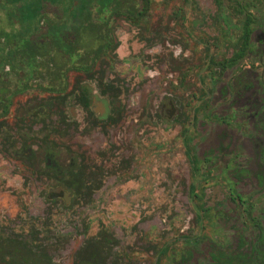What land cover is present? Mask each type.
Masks as SVG:
<instances>
[{
  "label": "rangeland",
  "instance_id": "rangeland-1",
  "mask_svg": "<svg viewBox=\"0 0 264 264\" xmlns=\"http://www.w3.org/2000/svg\"><path fill=\"white\" fill-rule=\"evenodd\" d=\"M221 3L232 16V24L239 26L244 20L237 12L240 2ZM150 8L148 29L117 24L118 47L110 59L97 66L119 90L121 114L115 125L106 129L81 125L69 131L58 128L62 134L49 133L48 139H44L47 128L33 125L30 143L38 151L29 168L22 158H15L10 142L21 146L18 133L25 130H18L20 116L36 111L43 102H52L54 96L32 88L12 97L10 113L0 117V239L22 254L30 252L31 261L75 264L91 243L106 234L116 240L115 244L106 243L104 264H169L184 251L185 237H196L200 204L217 211L218 221L233 217L236 203L229 197L227 183L211 174L204 180L198 165L194 171L181 134L202 103L201 93L207 92L199 79L203 77L212 89L202 101L213 98V110H218L220 84L229 78L215 84L210 79L221 73L212 61H222L234 52L216 23L218 5L215 0H153ZM244 67L245 62L239 71ZM167 98L173 103L171 115L163 105ZM26 124L24 128L30 125ZM190 133L194 137L192 156L201 157L215 147L218 132L211 121L194 124ZM202 134H206L204 140L199 138ZM45 148L56 153L62 167L72 161L73 154L84 160V165L99 167L100 186L90 197L69 199L68 207L62 199H49L50 183L37 171L44 164ZM25 150L30 152L29 147ZM222 222L220 227L227 232L238 227L230 225L234 221ZM213 231L205 221L198 236L204 239L201 242L217 240ZM18 261L10 263H23Z\"/></svg>",
  "mask_w": 264,
  "mask_h": 264
},
{
  "label": "flooded vegetation",
  "instance_id": "flooded-vegetation-1",
  "mask_svg": "<svg viewBox=\"0 0 264 264\" xmlns=\"http://www.w3.org/2000/svg\"><path fill=\"white\" fill-rule=\"evenodd\" d=\"M152 1L0 0V49H6L11 55L0 57V79L6 83V90H0V94L7 96L9 105L5 116L10 113L11 98L32 88L54 96L52 102L38 103L41 106L36 111L20 116L16 123L18 130L25 131L18 133L21 146L14 147L11 141L10 147L15 158L24 160L25 167L32 168L30 162L37 160L34 156L38 148L33 150L30 143L33 125L47 128L44 139H48L49 133L62 134L58 128L69 131L83 125L106 129L118 122L119 90L107 82L105 71H98L97 66L105 58L110 59L118 47L117 24L148 29L152 12L148 8ZM235 1L240 2L237 12L244 16L239 26L232 24V16L223 8L221 0H215L220 34L234 49L222 61L211 60L221 72L210 77L214 84L229 77L220 84L218 110H213V98L202 101L212 89L200 78L201 87L207 92L201 93L202 103L194 109V117L183 126L181 134L194 171L198 165L204 180L211 174L227 183L229 197L236 207L233 217L218 221L217 211L200 204L202 214L198 218L196 237H185L184 251L169 264H264V0H246L249 4ZM102 4L106 8H100ZM14 50L34 51L36 58L31 61L36 65L35 73H29L30 59H15ZM244 62L245 67L239 71ZM228 70L233 71L230 76L221 75ZM163 105L170 115L174 112L170 98ZM189 106L187 102L185 107ZM52 118L55 121L51 122ZM207 121L214 123L218 132L215 147L204 151L201 157L192 156L191 128L194 124L206 125ZM26 123L30 125L24 128ZM199 138L204 140L206 134ZM27 147L30 152L25 150ZM43 150L44 164L37 171L50 183L49 199H62L63 206L68 207L69 199L75 201L73 191L92 193L100 186L99 167L96 170L84 165L77 154L62 167L53 150ZM69 179L74 189L65 185ZM245 180L248 185L243 186ZM205 221L214 227L217 240L213 243H202L204 239L198 237ZM222 221H234L230 225L238 227L227 232L220 227ZM197 238L198 242L191 244Z\"/></svg>",
  "mask_w": 264,
  "mask_h": 264
},
{
  "label": "trees",
  "instance_id": "trees-1",
  "mask_svg": "<svg viewBox=\"0 0 264 264\" xmlns=\"http://www.w3.org/2000/svg\"><path fill=\"white\" fill-rule=\"evenodd\" d=\"M100 8H106V5L102 4L100 5ZM247 38V36H246ZM14 58L15 59H21V60H25V59H30V61L28 62V66L30 68L29 73L33 74L36 71L34 70V68L36 67L35 63L31 60H34L36 58V54L34 53V51L32 50H27V51H21V50H14ZM0 57L2 58H7V57H11L10 54L7 53L6 49H0ZM0 90H6V83L4 80L0 81ZM6 100H8L7 96L5 94H0V117L5 116L8 112H7V106L9 107L8 103L6 102ZM191 161L193 162V158L191 159ZM70 174V172H69ZM69 181V182H68ZM65 185L69 188V189H74V185L72 183H70V179L67 180V182L65 183ZM194 190H195V186L194 184L191 185V192L192 194H194ZM91 192L90 193H86V192H72V195L75 199V201H79V199L81 198H85V197H90L91 196ZM110 236L104 234L102 237V240L99 242H94V244H92V246L90 248H87V252H83V254L79 255L77 257V261L75 264H104V258L105 256L102 255L103 252H105V245L106 243L110 242H114L115 244V239H109ZM20 249L14 248L11 244L7 243L5 240H1L0 239V263L3 264H12V263H16L15 261L19 260L23 263H18V264H40L39 261L37 260H30L29 259V255L28 254H22L20 252ZM163 252L165 251L164 249L162 250ZM87 253V254H86ZM10 257L11 259L7 262L8 257ZM18 261V262H19ZM12 262V263H10Z\"/></svg>",
  "mask_w": 264,
  "mask_h": 264
},
{
  "label": "water",
  "instance_id": "water-1",
  "mask_svg": "<svg viewBox=\"0 0 264 264\" xmlns=\"http://www.w3.org/2000/svg\"><path fill=\"white\" fill-rule=\"evenodd\" d=\"M66 197H67V195H66Z\"/></svg>",
  "mask_w": 264,
  "mask_h": 264
}]
</instances>
